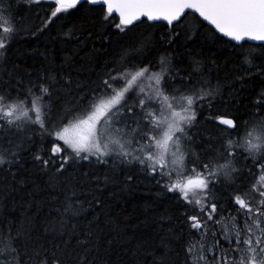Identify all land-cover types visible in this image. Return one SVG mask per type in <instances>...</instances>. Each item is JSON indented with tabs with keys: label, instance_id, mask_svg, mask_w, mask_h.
<instances>
[{
	"label": "snow or ice",
	"instance_id": "6c2138e0",
	"mask_svg": "<svg viewBox=\"0 0 264 264\" xmlns=\"http://www.w3.org/2000/svg\"><path fill=\"white\" fill-rule=\"evenodd\" d=\"M20 2L29 9L47 4V12L29 30L14 10L17 0H0V173L15 185L33 174L43 176L60 194L54 197L57 216L44 233L68 239L48 247L34 240L24 224L15 233L11 225L7 233L0 225V264H103L102 242L93 230L99 216L89 220L82 236L76 218L102 208L103 189L116 182L117 172L130 168L172 193L169 199L177 205L176 223L167 225L157 245L144 249L152 264H170L173 242L175 255L184 253L182 264H264V85L244 118L213 112L218 102L225 107L234 100L241 103L234 96L235 81L264 80V0ZM61 13L81 14L80 27L65 34L80 42H110L113 35L127 36L146 26L160 32L159 48L153 32L144 30L91 78H74L62 65L36 77L29 74L27 83L14 79L7 68L9 46L25 31L32 36L43 32ZM197 36L240 56L232 82L213 83L210 69L195 55L182 70L171 53L159 50ZM201 114L214 131L201 128ZM201 133L206 143L197 151ZM245 167L253 179L254 169L259 170L260 183L247 180ZM133 178L125 176L126 181ZM222 187L230 190L226 202ZM85 194L90 198L81 199Z\"/></svg>",
	"mask_w": 264,
	"mask_h": 264
},
{
	"label": "trees",
	"instance_id": "16d2710c",
	"mask_svg": "<svg viewBox=\"0 0 264 264\" xmlns=\"http://www.w3.org/2000/svg\"><path fill=\"white\" fill-rule=\"evenodd\" d=\"M17 2L19 7L14 10L24 18V27L34 30L42 23V18L47 12V4L29 9L20 0ZM82 23L81 14L61 13L36 36H32L30 31L19 35L9 46L7 55V68L12 70L14 79L23 77L27 83L29 74L36 77L46 69L59 70L62 65L65 72L72 71L74 78L77 74L85 79L91 78L94 76V70L102 71L105 63L116 61L120 56L121 48L132 44L139 32L144 30L153 32L159 48L160 32L155 29H146V26H141V29L134 30L127 36L113 35L110 42L92 38L87 39L86 42H80L65 35L70 29H78ZM159 50L171 53L173 64L182 70L188 69L192 55L202 59L205 68L210 69L213 83L217 79L221 82H232L240 71L237 67L240 56L235 53V50L217 44L211 38L197 36L187 41L180 38L174 48L169 45L167 49ZM151 58L155 62L156 51L151 53ZM66 59L71 61L70 66L64 64ZM262 85L264 80L260 77H253L251 80L246 78L243 82L235 81L233 86L237 91L234 96L241 103L237 104L234 100L225 107L218 102L213 112L244 118L246 112L251 110V102ZM225 96H227V89ZM244 104H248V109L244 108ZM197 121L204 131L215 130L212 122L204 123L202 114L197 116ZM202 141L206 143L201 133L196 140L197 151L204 147ZM240 164L243 167L245 162L241 161ZM248 167H251L250 162ZM244 170L247 180L256 182L259 170L254 169L257 173L255 179L247 175V167ZM127 174L133 175L132 181H126ZM6 175V173H0V225L4 227L5 233L9 225L15 233L16 229L24 224L31 230L34 240L48 247L68 239V237L44 233V226L55 220L57 216L53 209L59 204V201L54 199L55 196L60 195L58 191L48 187L43 176L33 174L25 184L15 185L11 178L4 179ZM5 184L11 187L4 188ZM83 187L87 189L89 185L84 184ZM220 191L226 202L230 190L222 187ZM172 195V193L162 192L155 182L145 178L134 168L117 172L116 182L110 183L103 189L101 194L103 207L96 210L89 209L76 218L77 235L82 236L89 220H93L94 215H97L99 216L98 225H94L93 230L102 242L99 257L102 258L103 264H152V257L147 255L144 249L157 245L159 236L165 233L167 225L176 223L177 205L175 201L169 199ZM85 198L90 197L87 194L81 196V199ZM168 215H171L173 219L159 220L161 216ZM225 216L227 217V213ZM217 231L218 234L221 231L219 226ZM211 239H208L209 242ZM107 240L112 241L111 245L103 243ZM72 242H75V237H72ZM172 249L170 264H178V261L182 264L183 251L180 252L179 257L175 255L177 250L175 242L172 244ZM133 253L136 255L134 256Z\"/></svg>",
	"mask_w": 264,
	"mask_h": 264
},
{
	"label": "rangeland",
	"instance_id": "374dc122",
	"mask_svg": "<svg viewBox=\"0 0 264 264\" xmlns=\"http://www.w3.org/2000/svg\"><path fill=\"white\" fill-rule=\"evenodd\" d=\"M158 70V69H157ZM177 105L180 103V101L179 100H177ZM157 107H158V105H157ZM259 173V172H258ZM255 183H260V173L258 174V176H257V178H256V182ZM219 228H221V226H219ZM222 230V229H221ZM210 238H212L211 236H209V238L208 239H210Z\"/></svg>",
	"mask_w": 264,
	"mask_h": 264
},
{
	"label": "water",
	"instance_id": "95a60500",
	"mask_svg": "<svg viewBox=\"0 0 264 264\" xmlns=\"http://www.w3.org/2000/svg\"><path fill=\"white\" fill-rule=\"evenodd\" d=\"M249 43H251V44H256V43H259V42H249Z\"/></svg>",
	"mask_w": 264,
	"mask_h": 264
}]
</instances>
